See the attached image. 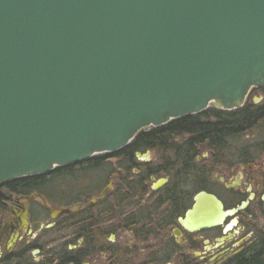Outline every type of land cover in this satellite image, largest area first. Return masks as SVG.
<instances>
[{
  "label": "water",
  "instance_id": "water-1",
  "mask_svg": "<svg viewBox=\"0 0 264 264\" xmlns=\"http://www.w3.org/2000/svg\"><path fill=\"white\" fill-rule=\"evenodd\" d=\"M263 85L264 0H0V185L209 106L239 109ZM209 197L184 228L225 213Z\"/></svg>",
  "mask_w": 264,
  "mask_h": 264
},
{
  "label": "flooded vegetation",
  "instance_id": "flooded-vegetation-1",
  "mask_svg": "<svg viewBox=\"0 0 264 264\" xmlns=\"http://www.w3.org/2000/svg\"><path fill=\"white\" fill-rule=\"evenodd\" d=\"M253 92L263 96L264 85ZM256 101L264 105V99ZM258 145L232 151L229 157L206 153L200 185L194 182L193 191L173 186L169 175L152 174L144 183L147 191H125L135 176L149 170L148 158L134 163L135 153L133 158L121 157L122 164H135V175L123 176L126 212L116 214L112 181L96 195L81 192L70 203L64 201V191L46 181L84 162L55 168L36 185L0 187V264H264V139ZM108 156H92L98 163L91 167L110 161ZM151 177L167 181L154 191ZM201 192L207 212L213 196L225 213L217 220L211 213L212 226L187 230L179 219ZM242 203L246 205L240 207ZM118 228L129 240L116 239Z\"/></svg>",
  "mask_w": 264,
  "mask_h": 264
},
{
  "label": "trees",
  "instance_id": "trees-1",
  "mask_svg": "<svg viewBox=\"0 0 264 264\" xmlns=\"http://www.w3.org/2000/svg\"><path fill=\"white\" fill-rule=\"evenodd\" d=\"M262 117H264V105L260 107L250 106L246 101L241 108L231 111H219L210 106L196 115L180 117L169 121L164 126L138 132L127 146L123 147L122 150L112 152L108 158L121 159V157L127 158L126 156L133 158L134 152L145 150L172 151L173 161L164 162L163 166L159 168H152L148 165L147 168L149 170L146 173H142L141 176H135L132 181L133 184H127L125 191H147L148 185L144 183L148 180L150 174L155 177L169 175L173 186L184 188L183 186H185L184 184L187 183L186 181L191 174L190 165L198 155L197 148L199 146L205 145L209 149L212 148L219 151L224 147L227 139L238 137L250 130L261 121ZM183 136L187 137L185 139L182 138L184 140L181 143H174V138ZM97 163L98 160L91 159L82 164H86L87 168H90ZM82 164L77 168L81 167ZM69 170L70 168L66 169V172ZM58 174L60 173H53L55 176H58ZM194 178V182L200 185L201 177L199 173ZM42 179V175L15 179V181L6 182L0 185V187L36 185ZM171 184L166 186V188L171 187ZM120 190L121 196L116 200L117 207L126 212L124 181L121 189L118 191ZM176 204L178 207L180 206V202Z\"/></svg>",
  "mask_w": 264,
  "mask_h": 264
},
{
  "label": "rangeland",
  "instance_id": "rangeland-1",
  "mask_svg": "<svg viewBox=\"0 0 264 264\" xmlns=\"http://www.w3.org/2000/svg\"><path fill=\"white\" fill-rule=\"evenodd\" d=\"M246 102L249 103L250 106H260V104H255L254 102H260L264 99V95L261 96L259 92H253L251 91L248 93V95L245 98ZM210 107V106H209ZM212 107V106H211ZM187 136L183 137H177L174 138V143H181ZM184 138V139H182ZM264 139V121L261 119L259 123H257L253 128L250 130L242 133V135L238 137H234L232 139H227L225 142L224 147L217 151L213 150L212 148H208L205 145H201L197 148L198 155L196 159L191 163V170H190V176L187 179V183H185L183 186L184 188L188 190H194L191 186H194V180L196 177V174L199 173L200 168H202L203 163V157L206 153H210V151L213 152H223L225 154V157L233 156L231 154L232 151L237 150H243L248 148H254V147H260L258 143ZM145 152H148V155L146 158H148L146 164L151 166L152 168L161 167L163 166L164 162L167 161H173V154L172 151H162V150H145V151H136L134 159H131L134 161V163H138V159L140 157L136 156V153H139V155H143ZM111 155V154H108ZM134 155V154H133ZM232 158V157H231ZM110 161H106L102 164H100V167L98 168H87L86 164H82L79 168H73L70 169L69 173H62L58 176L55 175H49L46 179L47 182L54 184L56 187L55 189L59 190L60 193L64 191L66 193L65 197L66 199L64 201L71 202L72 199H78L77 196H80L81 194L85 193L84 196L86 197H92L97 194L100 188H102L104 185H107L109 181H112V194L113 197L119 198L121 196V189L123 185V176L126 177H132V175H135L132 173L131 168L135 167V164H129L124 163L122 164V159H116V158H109ZM144 159V158H141ZM124 173V174H123ZM200 174V173H199ZM157 178V177H156ZM42 182V181H41ZM185 182V181H184ZM150 183V181H149ZM183 184V183H182ZM117 191V192H116ZM83 192V193H81ZM119 192V193H118ZM115 203V214L117 213V210L123 211L121 208L117 207L116 199H114ZM118 215V214H117ZM119 224V221L116 220V225ZM117 240L118 241H124L129 240V235H125L123 233V230L118 228L117 231Z\"/></svg>",
  "mask_w": 264,
  "mask_h": 264
}]
</instances>
